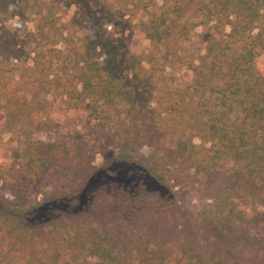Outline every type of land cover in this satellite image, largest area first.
Wrapping results in <instances>:
<instances>
[{
	"label": "trees",
	"instance_id": "obj_1",
	"mask_svg": "<svg viewBox=\"0 0 264 264\" xmlns=\"http://www.w3.org/2000/svg\"><path fill=\"white\" fill-rule=\"evenodd\" d=\"M114 8L0 0V133L19 137L0 161V264H264V0H164L141 22L160 51L140 55L105 34ZM31 15L19 38L9 22ZM197 24L212 32L190 60ZM53 92L81 130L55 129Z\"/></svg>",
	"mask_w": 264,
	"mask_h": 264
},
{
	"label": "rangeland",
	"instance_id": "obj_2",
	"mask_svg": "<svg viewBox=\"0 0 264 264\" xmlns=\"http://www.w3.org/2000/svg\"><path fill=\"white\" fill-rule=\"evenodd\" d=\"M114 1L116 11V22H109L105 25V34L114 37H125L131 52L136 54L158 53L160 46L148 39L141 29V22L145 20L149 11H158L162 9L164 0H139L134 4L126 5L123 0ZM148 9V13H147ZM80 12L78 5H73L68 9L69 16H76ZM38 18L31 15L29 19L22 20L19 17L9 22L12 30L19 38H23L27 33L36 30ZM228 30V28H227ZM76 35H83L85 30L77 25L72 29ZM212 32L211 27L197 24L191 31L190 39L185 43L183 54L187 59L195 60L205 53L206 43ZM64 47V43L59 44ZM177 74L178 83L185 85L190 82L191 73L184 65H178L172 69ZM52 104L48 119L54 124L55 129L68 134L76 130H81L84 125L86 114L82 110H70L63 102L58 92H53L48 96ZM19 137L10 132L0 133V161H7L12 150L18 145ZM105 156L98 152L95 155L94 164L103 163Z\"/></svg>",
	"mask_w": 264,
	"mask_h": 264
}]
</instances>
